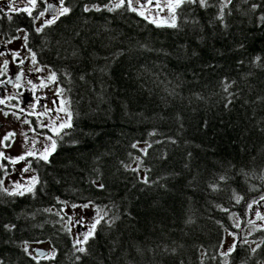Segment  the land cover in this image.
Masks as SVG:
<instances>
[{
  "label": "trees",
  "instance_id": "16d2710c",
  "mask_svg": "<svg viewBox=\"0 0 264 264\" xmlns=\"http://www.w3.org/2000/svg\"><path fill=\"white\" fill-rule=\"evenodd\" d=\"M108 1L70 0L58 27L30 33L73 127L53 136L49 163L31 159L34 194L0 185V264H264V228L255 252L243 239L220 253L231 215L264 196V0H231L222 20L226 0L186 5L175 28ZM64 204L101 211L86 254L59 219ZM39 243L55 257L25 251Z\"/></svg>",
  "mask_w": 264,
  "mask_h": 264
},
{
  "label": "flooded vegetation",
  "instance_id": "af4514ba",
  "mask_svg": "<svg viewBox=\"0 0 264 264\" xmlns=\"http://www.w3.org/2000/svg\"><path fill=\"white\" fill-rule=\"evenodd\" d=\"M38 2L39 7L33 12V15H37L39 11H42L44 7H46V4L42 2V0H38ZM47 3L59 7V0H47ZM72 3L73 2H70V0H65V6L71 9ZM8 4L6 0H0V8L4 9L3 12H0V52L4 53L3 56H0V69H3L4 60L7 59L9 61L8 69L4 71L3 74H0V99L5 100L4 104H0V109H2V111H0V141H2L3 136L9 132H14L16 135L10 138L9 141L0 143V152H4L6 157L10 158L25 155L26 159L16 164H12L9 159H0V167L7 172L5 174L7 176L11 175L16 169L23 171L26 167L34 174L30 166L33 157L27 156L26 153L28 151L36 153L42 152L45 146L51 143L49 140L45 139V136L53 137V133L48 130V127L41 128L37 125L42 123L51 126L52 121L56 120L58 115L63 116V113L58 112V108L61 106L62 101H67L66 94L57 80L55 83L47 80L50 72H53L50 66L40 62L37 55V63L33 65L31 62V55H21V52L13 50L16 48L17 41L26 34L28 37L27 43L29 40H32L30 33H34L36 38L41 40L43 32L38 34L35 28L39 27L44 20L50 19L52 14L46 13L44 17L34 23L32 18L26 13L10 12L8 10ZM107 5L111 7L114 4L109 0ZM16 6H23L21 0H16ZM87 6L92 7L93 5ZM69 16L70 14L61 17L55 24L46 27L45 30L50 27H58L65 18ZM21 29L23 31H20ZM9 40H11V43H8ZM6 44H10V49L5 47ZM23 45H25V41ZM25 46L30 54L34 53L28 48L27 44ZM13 52H18L19 55L13 58ZM21 60L24 61L23 64H20ZM36 67L42 68L43 71H34ZM20 73H23V75L20 81L17 82L15 76ZM29 81H31V83H29ZM41 81H44L48 86L41 87ZM17 83L19 87L14 86ZM33 85H36V87L33 88ZM58 90H60V95H57ZM9 96H14L15 99H7ZM37 98L39 99L37 100ZM33 104H35V108L31 107ZM45 106L52 108L53 111L43 116L30 114L43 112ZM21 109L24 111H21ZM5 112L8 113L7 116L4 115ZM14 112L20 119H16L15 116L12 115ZM25 120L29 121V123H23ZM57 123H59V121H57ZM33 128L35 131L31 130ZM21 133L27 136L29 142L25 141V135H21ZM33 140L35 141L34 144L30 142ZM4 144H10L11 146L5 147ZM240 240L242 239L235 241L234 244H239ZM243 242L247 245L249 251L256 249V244H252L254 242L256 243V232ZM241 264H247V262L242 261Z\"/></svg>",
  "mask_w": 264,
  "mask_h": 264
},
{
  "label": "snow or ice",
  "instance_id": "6c2138e0",
  "mask_svg": "<svg viewBox=\"0 0 264 264\" xmlns=\"http://www.w3.org/2000/svg\"><path fill=\"white\" fill-rule=\"evenodd\" d=\"M42 2H44L46 4V7H44V9L42 11H39L37 15H33V12L39 7V2L38 0H21V4L23 5L22 7H17L16 6V0H10V3L8 4V10L10 12H23L26 13L29 17L32 18L33 22L35 23V21L40 20L42 17L45 16L46 13H51V18L44 20L43 23L39 26L35 28L36 33H41L43 31L44 28L53 25L56 23L57 20H59L61 17L66 16L68 14H70V12L72 11L71 8L65 6V0H59V7L54 6L51 3H47V0H42ZM231 3V0H226V2H222L221 7H220V12L218 15V19H223V15H224V8L227 7V4ZM125 4H127V8L133 12H137V14L144 16L145 15V11H150V7L149 6H153L155 7L158 11H157V15L159 14V12H167L168 16L170 17L171 22L167 24V26L169 27H177L176 24V18L178 16V10L181 9L182 7L186 6V5H198L201 8H207L209 7V0H119L118 3H115L113 6L109 7L108 5H105L104 7L107 8L108 11H113L116 8H121L123 7ZM134 5H139V9L134 6ZM253 7L255 8L256 6L253 5ZM100 11L101 8L100 6L97 5H93L92 7L89 6H84L83 11L84 12H89V11ZM4 9L0 8V12H3ZM145 18H147L145 16ZM151 22H155V21H151ZM160 26V25H158ZM20 31H23L22 29ZM19 38V37H16ZM24 41H25V45L27 44V34L23 37ZM8 43H11V40L8 41ZM4 53L0 52V56H3ZM19 53L18 52H13L12 56L13 58H15L16 56H18ZM31 62L33 65H35L37 63L36 60V55L35 53H31ZM24 61L21 60L20 64H23ZM9 66V61L6 59L3 62V69H0V74H3L4 71H6L8 69ZM34 71L36 72H41L43 71L42 68L40 67H36L34 69ZM23 73L17 74L15 76L16 81H20L21 77H22ZM47 80L49 82L55 83L57 80V74L55 72H50L49 76L47 77ZM10 82V81H9ZM29 83H31V81H29ZM16 87H19V84L17 83L16 85H14ZM41 87H47L48 85L44 82L41 81ZM36 85H33V88H35ZM229 85H225V91H227ZM57 95H60V90L57 91ZM7 99L11 100V99H15L14 96H9L7 97ZM39 98H37L38 100ZM230 102V101H229ZM5 100L4 99H0V104H4ZM68 101H62L61 102V106L58 108V112L59 113H63V116H57L56 120L52 121L51 126L45 125V124H38V127H48V130L50 132L53 133V136L56 137H61V133L63 132L64 135H68L67 132H64V129H68V128H72L73 124H72V113L68 107ZM31 107L35 108V104L31 105ZM0 111H2V109H0ZM21 111H24L23 109H21ZM53 111L52 108L45 106L44 107V111L41 113H30V114H36L39 116H43L46 115L48 112ZM5 116L8 115V113H4ZM13 116H15L16 119H20V117L18 115H16V113H12ZM57 121H59V123H57ZM23 123H29V121L25 120L23 121ZM32 131H35V129H31ZM16 135V133L14 132H9L7 134H5L2 138V141H0V143H3L5 141H9L10 138L14 137ZM21 135H25L24 133H21ZM46 140H49L51 143L47 146H45V148L43 149L42 152L40 153H36L33 151H28L26 153L27 156H31L34 159L37 160H41L44 161L45 163H49V157L56 151L57 148V140L53 139V137L51 136H45ZM25 141L29 142L27 140V136L25 135ZM31 143H35V141H30ZM5 147H10V144H4ZM133 148L136 147V145H132ZM146 151V150H145ZM0 159H9L10 162L12 164H16L21 160H25L26 156L25 155H20L19 157L16 158H10V157H6L4 152H0ZM29 168H24L23 171L27 172L29 171ZM133 171H135V169H133ZM225 179L224 177H221V180ZM39 183L37 177L33 176L29 182V185L27 186H22L21 184L17 183L15 185V188L17 189L16 191H10L7 188H3L2 191H4L7 195L10 196H23L26 193H32L34 194V190H35V185ZM145 183H147V180H145ZM3 184V181H0V185ZM99 187H103V185H99ZM21 188H23V190H20ZM213 190H215V186H213ZM243 199L242 197H237L236 198V202L239 203L240 200ZM261 201H264V196L260 197V201H256L254 200L252 202V204L248 205V208L250 210L254 211V214L256 216V218L258 220H264V214H261L260 211H255L253 209V204H258ZM73 208L78 207L77 205L73 204L72 205ZM79 207H82L84 209H87L89 207V204H83L80 205ZM47 211H51L50 209H48ZM99 209L97 210L98 213V218L95 219L94 223L91 224L88 228V231L83 233V234H79L77 236V238L74 240L73 243V248L75 249L76 252L81 253V254H86L87 249L82 246V245H86L88 243V241L90 239H94L95 237V233H96V227L97 225L101 222L102 217L99 216ZM59 214V213H57ZM106 215V213H105ZM69 222L72 221V217H68ZM76 223H81L80 220H77ZM250 224H254L253 221H249ZM7 229L11 230L12 227L14 226H5ZM236 227H239V225L237 224ZM70 231V229H68ZM236 249V245L233 244L229 249L228 252L223 253V255L227 256L230 255L233 251H235ZM25 251L27 252V247H25ZM253 252L256 251V249H252ZM55 257V253H52V256L50 258H54ZM77 260L80 259V256L76 257Z\"/></svg>",
  "mask_w": 264,
  "mask_h": 264
},
{
  "label": "rangeland",
  "instance_id": "374dc122",
  "mask_svg": "<svg viewBox=\"0 0 264 264\" xmlns=\"http://www.w3.org/2000/svg\"><path fill=\"white\" fill-rule=\"evenodd\" d=\"M8 3H10V0H6ZM112 4L118 3L119 0H111ZM143 2V0H142ZM139 9V5H134ZM150 11H145V15L147 19L153 22L157 25H165L171 22L170 17L168 16L167 12H159L157 15V9L153 6H149ZM24 44L23 37L19 39L16 43V48L13 49L15 51L21 52V55H31L30 52L26 49V46ZM5 47L10 49V44H6ZM64 115V114H63ZM141 148H145V145H139ZM35 176L32 174L31 171L25 172L20 171L19 169H16L11 175H5L3 178V186L10 191H16L15 185L17 183L21 184L22 186L29 185V182L31 178ZM20 190H23L21 188ZM260 201V198L257 200ZM73 204H64L61 207V212L59 214V219L62 220V224L65 228L70 229V233L72 235L73 241L77 238V228H83L84 233L88 231V228L91 224L94 223L95 219L98 218V213L94 205L89 204V207L87 209H84L82 207H79L81 204H75L78 207L73 208ZM253 209L255 211H260L261 214H264V201H261L258 204H253ZM101 214V211H99V216ZM68 217H72V221L69 222ZM77 220H80L81 223H76ZM231 220L234 226V230L232 231H225L223 242L220 248V253L223 255V253L228 252V249L235 243V241H238L239 239L246 240L250 235L255 233L259 229L264 228V220H258L254 214L253 210H248V215L245 219H240L236 215H231ZM249 221H253L254 224H250ZM239 225V227H236V225ZM259 241V240H258ZM256 240V246L259 244ZM31 246H37V247H44L49 250L48 256L52 255V248L48 243H39V244H30L28 245L27 249L30 254L32 252L30 251ZM33 255V254H32ZM225 256V255H223Z\"/></svg>",
  "mask_w": 264,
  "mask_h": 264
},
{
  "label": "water",
  "instance_id": "95a60500",
  "mask_svg": "<svg viewBox=\"0 0 264 264\" xmlns=\"http://www.w3.org/2000/svg\"><path fill=\"white\" fill-rule=\"evenodd\" d=\"M77 233H78V235L83 234L84 229L83 228H77ZM30 251L32 252L33 256L38 258V259L46 257L49 253L48 249H46L44 247H37V246H31Z\"/></svg>",
  "mask_w": 264,
  "mask_h": 264
}]
</instances>
